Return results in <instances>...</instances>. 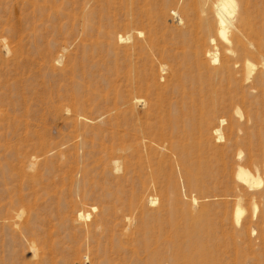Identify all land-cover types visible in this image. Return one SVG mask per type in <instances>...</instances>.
Returning a JSON list of instances; mask_svg holds the SVG:
<instances>
[{
  "label": "rangeland",
  "instance_id": "1",
  "mask_svg": "<svg viewBox=\"0 0 264 264\" xmlns=\"http://www.w3.org/2000/svg\"><path fill=\"white\" fill-rule=\"evenodd\" d=\"M178 1L0 0V264H264V85L231 100L205 79L217 94L192 109L199 89L160 79L180 51ZM238 167L261 185L239 184ZM92 206L94 224L76 220Z\"/></svg>",
  "mask_w": 264,
  "mask_h": 264
},
{
  "label": "bare ground",
  "instance_id": "2",
  "mask_svg": "<svg viewBox=\"0 0 264 264\" xmlns=\"http://www.w3.org/2000/svg\"><path fill=\"white\" fill-rule=\"evenodd\" d=\"M187 1L188 2L186 4L183 3V5L179 1L176 4V6L179 7V10H182V15L179 19V30L174 34L176 45L178 46L177 48L180 49V51L175 54H170L167 51L168 49L166 50L167 52H165L163 55L165 57L168 56L169 58H171V65H168L166 62L161 63L158 67V77L163 80H165V77H169L170 79L173 78V83L175 84L177 91L179 89V91L181 90L183 92L186 83H190L193 88L199 89L200 97L191 101L192 109H198L199 106L203 103L210 102L213 95L217 94L215 88L210 85L209 82H206L205 79H209L210 81L219 79L218 81L225 84V86L227 87L226 95L229 96L231 100L235 98V95L238 93V91L241 90L244 85H249V88L253 90L255 88L263 86L264 74L254 73L256 65L252 63V58H256L259 61L260 67L264 69V0ZM190 8L192 9L189 10ZM169 15L171 16V13ZM251 17L253 18L254 23L250 21ZM210 18L212 19L214 25L212 27L213 29H211ZM165 19V14H161L159 22L161 23ZM254 25L258 26V30L254 27ZM161 34L162 35H160L159 41H161L162 43L165 41V35L164 33ZM136 36L141 39L145 38L144 33L140 31L136 32ZM117 38V41L121 43H132V35L130 33H127L126 35H118ZM204 38H206V40ZM167 42H169V40H167ZM203 48L205 49L203 50ZM219 50L222 53L221 58L220 53L218 52ZM62 55H57V62L63 60ZM178 57H180V62H177ZM239 63H242L243 65V75L240 78H238L236 74L239 71H235V68L239 66ZM205 87H207V93H203V89ZM240 99L244 101L243 97H241ZM130 101L134 104V106H147L148 104H146V101L143 100V98H140L138 96H133ZM159 105L160 103L158 100L156 105H151L150 107L151 109L155 110L159 109ZM67 109L68 112L71 110V108L70 110L69 108ZM56 110L59 112L64 111V109L61 110L59 108H56ZM184 111L186 114H188V109H185ZM235 115L240 119H244V115L241 114L239 110L235 112ZM169 121L171 122V120ZM169 121L163 120V123L167 124L169 123ZM219 123L222 124L223 121L221 120L219 121ZM199 128L201 127L199 126ZM230 131L231 134H233L234 130L232 128V125H230ZM211 135L214 137L216 142L224 140L222 130L219 127L211 129ZM154 149L152 148L153 152H157L159 154H163V152L167 153L164 145H158L156 149ZM240 155L241 153H239V156ZM257 176V173L254 175L248 169L238 167L236 169L235 179L239 184L250 189L253 186L261 185L262 180ZM187 178L190 179L191 175H187ZM135 199L136 202L140 205L144 201L147 204H150V206L158 204V200L153 196H147L146 198H137V196H135ZM191 200V205L195 207L198 206L199 202L196 198H192ZM241 202L242 199L238 197L236 200L237 208L234 220L237 226H241L244 221V217L242 218L244 210L242 209V207H240ZM252 206V216L256 218L257 209L254 203H252ZM160 207H163V204H161ZM97 211V208L93 206L89 211L79 210L76 212V220L87 221L90 224H94L93 214L96 215ZM164 211L166 212V210ZM189 215L190 214H188L187 217ZM141 225L142 223H137V226L141 227ZM173 228L175 229V227ZM180 235L184 240H186V237L190 236V233L188 231L182 230ZM182 237L179 238L181 239Z\"/></svg>",
  "mask_w": 264,
  "mask_h": 264
}]
</instances>
